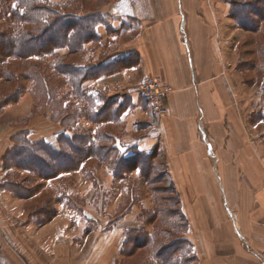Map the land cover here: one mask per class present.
<instances>
[{"label": "rangeland", "instance_id": "374dc122", "mask_svg": "<svg viewBox=\"0 0 264 264\" xmlns=\"http://www.w3.org/2000/svg\"><path fill=\"white\" fill-rule=\"evenodd\" d=\"M226 2L229 4L219 5L223 11L228 8L229 18L223 30L227 40L224 42V65L228 77L232 78L235 102L242 112L240 120L252 126L249 132L253 133L259 155L264 158V0ZM45 3L62 14L77 13L80 17L96 18L98 34L95 40L87 41L80 49L61 47L48 54L27 56L21 48L20 56L0 55V173L3 175L0 189H8L24 199L25 213L38 224L50 222L56 215L65 217L64 220L72 218L77 224L80 247L87 242L96 245L100 239L108 240L111 236L114 240L111 249L116 250V254L109 258L110 264H162L158 252L169 244L173 246L169 253L164 252L165 257L176 256L174 260L178 258L182 264H200L189 237L190 221L182 207L181 195L169 176L161 143L158 142L154 153L148 157L130 143L129 139L138 135L130 128L133 121L146 120L142 123L145 127L151 120L147 116L140 118L135 108L130 110L127 120L118 119L124 110L136 104L145 105L148 110V101L136 87L139 72L122 73L124 68L140 63L139 52L132 50L111 64L104 63V57L119 51L122 44L133 42L138 33L124 29L134 27L131 18L120 15L125 1L47 0ZM159 3L160 7L166 8L167 1ZM211 3L206 1V4ZM246 4H249L248 8L256 6L262 15H253V20L243 24L234 14ZM168 7L177 9L171 1ZM100 25H106L108 31L101 27L99 32ZM13 26L11 17L1 20L0 36L3 31H9L11 36L17 34ZM19 26L38 36L34 45L35 50L40 51L41 43L45 42L43 37L48 32L33 30L36 23L22 22ZM59 32L60 29L55 28L49 35L55 38ZM112 35L120 38L113 39ZM109 40L111 43L103 45ZM5 45L8 47L7 42ZM62 65L89 68L90 79L100 81L98 77L104 73L110 77L101 80V85L96 79L93 85L99 86V90L91 93L84 89L86 94L93 96L88 102V97L80 98L72 93L70 77L64 74ZM39 72L44 81L36 78L35 74L39 75ZM66 98H71L78 108L73 128L65 126V123L73 125V119L62 121L71 113L70 108L64 110V105L69 102L61 103ZM104 105H107L106 118L100 121L94 113ZM63 132L70 138L75 134L88 135L97 146L104 148L103 153L91 152L93 155L87 156L78 168L72 166L70 169L73 160L58 153L64 149ZM22 140L27 141L26 146L44 140L55 148L57 163L63 166L61 170L52 173L56 172V161L52 163L54 167L41 162L32 163L35 170H29L27 165L19 167L17 164L25 161L12 150ZM71 143L80 146L79 142ZM84 152L80 150L77 155ZM43 157L48 159L47 155ZM104 252H107L105 248Z\"/></svg>", "mask_w": 264, "mask_h": 264}, {"label": "crops", "instance_id": "0c3cea01", "mask_svg": "<svg viewBox=\"0 0 264 264\" xmlns=\"http://www.w3.org/2000/svg\"><path fill=\"white\" fill-rule=\"evenodd\" d=\"M122 1L120 15L134 21V27L124 29L138 33L133 42L104 57V63L137 51L140 63L122 73L138 71V89L146 75L160 76L175 87L167 101L169 113L160 120L147 98L148 110L136 104L121 113L118 119L125 121L135 108L140 118L151 120L145 127L146 120L133 121L130 128L138 135L129 139L131 145L151 155L161 143L200 264H264V158L249 132L252 126L240 120L242 112L224 65L223 30L229 18L228 8L224 12L219 5L229 3L165 0L164 8L159 3L164 0ZM170 1L177 9L167 8ZM101 27L108 31L100 25L99 32ZM107 43L110 40L103 45ZM109 77L101 74L100 81L89 79L83 87L94 92L99 90L93 85L96 79L101 85ZM2 177L0 173V182ZM24 202L0 189V264H110L116 254L111 236L80 247L72 218L56 215L38 224L25 213Z\"/></svg>", "mask_w": 264, "mask_h": 264}, {"label": "trees", "instance_id": "16d2710c", "mask_svg": "<svg viewBox=\"0 0 264 264\" xmlns=\"http://www.w3.org/2000/svg\"><path fill=\"white\" fill-rule=\"evenodd\" d=\"M47 0H0V21L7 20L11 17V23L14 25L13 27L16 29L17 34L12 33L10 35L9 31H3V35L0 36V55L3 57L10 56V55H19L20 56V49H24V55L27 56H40V53H51L54 50H57L61 47H69L72 50L80 49L83 45L89 40H95L97 36V27L98 22L96 18L90 16H79L77 13L74 14H62L60 10L56 8H52L46 5ZM243 6V5H242ZM254 6V5H253ZM249 4H246V7H241L237 14H234V17H238L240 22L243 24L246 23V20H253V15L255 16L262 15L260 10L254 6L253 8H248ZM257 10V12H256ZM237 11V10H236ZM45 14V16H43ZM70 15V16H69ZM243 15V16H242ZM39 18V19H38ZM51 18V22H50ZM22 22L25 23H36L37 27L33 28V30L46 33L43 37L45 42L41 43L40 51L35 50L36 45H34L36 39L38 38L37 35L33 33L30 29H21L22 27L19 26ZM16 25V26H15ZM55 28L60 29L59 35L55 38L50 34L52 33ZM56 32V31H55ZM38 34V33H36ZM55 39V40H54ZM8 44L4 46V43ZM6 47V48H5ZM7 49V50H6ZM23 55V54H21ZM58 63V62H57ZM56 63V64H57ZM58 66V65H57ZM56 67V66H55ZM64 68V74L69 75L70 77V84L72 85V93L76 94L80 98H89L93 97L91 94H86L84 91V84L91 78L92 75L91 70L84 69L81 67L76 66H66L62 65ZM36 78L41 82L44 81V77L42 76L41 72L35 74ZM49 92V91H48ZM50 95V94H49ZM72 95V94H70ZM88 95V96H87ZM87 99V98H86ZM92 99V98H91ZM93 100V99H92ZM68 101L69 104L66 105L65 102ZM91 101V100H90ZM94 101V100H93ZM64 105V110L68 111L70 108L71 113L68 114V118L64 117L62 121H66V119L74 120L73 125H66V128L75 126L74 123L77 121L75 120L78 117L76 110L78 109L76 103L71 100V98L63 99L61 102ZM62 105V108H63ZM74 109H71V108ZM107 105L101 107L98 111L94 113L96 118H100V121L106 118L105 110ZM63 110V109H62ZM99 120V119H98ZM63 123V124H64ZM65 132V131H64ZM62 133L61 136L63 138L64 149L61 152H58L60 155H63L65 158L69 157L73 160V164L70 165V169L74 167L78 168L83 160L87 156L95 154V152L103 153V147L97 146L96 141L93 138H89L88 135L85 134H75L73 137H69L66 133ZM75 132V131H73ZM24 135V134H23ZM26 139V136H24ZM67 141H66V140ZM70 141V142H69ZM72 142H79L80 146L74 145ZM27 141L22 140V143L16 144V147L12 150V153H15L16 156L20 157V160H24L25 162L29 160L27 163L19 162L17 165L19 167H24L23 165H27L29 170H35L32 167V163L34 162H41L49 166H53L52 163L56 161L57 157V150L53 148L51 145L45 143L44 140L38 141L36 143L30 144ZM80 150L85 151L84 154L77 155ZM73 152V156L71 155ZM92 152V153H91ZM143 154V153H142ZM47 155L48 159H45L43 156ZM76 155V156H75ZM146 157L149 155L144 154ZM73 157V158H72ZM63 166L60 163L55 164V171L52 172L54 174L58 173V170H61ZM51 173V174H52ZM50 174V175H51ZM46 175V174H44ZM49 176V174H47ZM153 238V237H152ZM171 244L163 246L160 251L158 252V257L162 261V264H182L183 261L176 258V256H172V259L165 257L164 252L172 249ZM194 256L196 254L194 253Z\"/></svg>", "mask_w": 264, "mask_h": 264}, {"label": "built area", "instance_id": "2783aa9c", "mask_svg": "<svg viewBox=\"0 0 264 264\" xmlns=\"http://www.w3.org/2000/svg\"><path fill=\"white\" fill-rule=\"evenodd\" d=\"M139 89L145 98L149 100L156 119L160 120L169 113V107L166 102L175 91L173 85L160 76L146 75L141 79Z\"/></svg>", "mask_w": 264, "mask_h": 264}]
</instances>
